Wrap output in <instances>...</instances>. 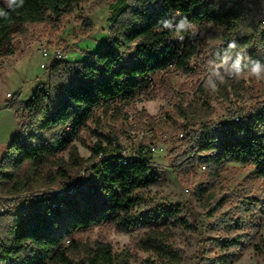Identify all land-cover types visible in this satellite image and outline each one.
Returning <instances> with one entry per match:
<instances>
[{"label":"trees","instance_id":"16d2710c","mask_svg":"<svg viewBox=\"0 0 264 264\" xmlns=\"http://www.w3.org/2000/svg\"><path fill=\"white\" fill-rule=\"evenodd\" d=\"M86 1L23 0L22 7L14 10L0 3V10L8 13L0 16V59L14 54L13 39L24 37L29 27L44 24L54 30L76 5ZM109 10L111 28L103 47L85 62H52L44 85L26 102L7 105L21 119L17 136L0 160V182L6 183V194L13 199L9 201L21 197L29 202L21 207L23 211L0 213V264H130L139 252L155 255L158 264L185 260L169 226L181 204L158 206L141 220L133 211L145 201L138 191L159 180L154 165L145 160L122 165L111 150L117 140L113 131L107 135L93 132L96 142L88 159L79 156L73 142L96 110L112 111L113 116L121 114L120 105H129L138 94L151 98L146 93L148 77L167 74L169 66L188 75L194 70L192 61L202 56L210 69V62L219 63L216 54L231 41L237 43V51L243 52L246 61H264V0H114ZM176 10L195 27H202V33H185L184 40L176 42L171 40L174 33L158 30L160 21L180 18L174 17ZM205 24L210 27L204 28ZM132 50L128 60L126 54ZM218 92L217 96L226 99L246 98L242 80L226 78ZM198 93L190 102L173 106L161 123L173 126L179 120L187 121L185 136L170 151L174 164L196 163L216 174L225 162L248 161L257 178L264 181V102L250 106L237 123L211 122L209 98H201L202 87ZM121 115L122 120L128 119L127 114ZM143 119L148 127L153 124L151 117L140 112L136 118L139 126H144ZM64 149L67 160L56 159ZM82 169H90L98 178L106 199L104 210L97 215L82 195L71 194L63 184L72 183ZM208 192L207 186L200 185L193 194L204 215L213 220L211 231L242 229L241 217L217 215L227 204L226 197ZM243 206L240 209L245 212ZM107 216L118 233L128 234L139 225L147 230L119 251L107 243L73 237L76 230L87 229ZM186 223V218L181 219V224ZM213 241L222 254L206 258L203 240H198L193 264H230L234 252L249 248L239 235Z\"/></svg>","mask_w":264,"mask_h":264},{"label":"rangeland","instance_id":"374dc122","mask_svg":"<svg viewBox=\"0 0 264 264\" xmlns=\"http://www.w3.org/2000/svg\"><path fill=\"white\" fill-rule=\"evenodd\" d=\"M113 1L87 0L76 5L71 15L54 30L40 24L29 27L24 37L13 39L14 54L0 59V160L17 136L21 119V115L14 113L7 105L13 101L26 102L38 87L44 85L47 81L48 68L56 56L60 55L61 61L85 62L90 54L103 47L109 36V7ZM0 3L7 2L0 0ZM209 27L210 24L204 25V28ZM194 31L199 35L202 33V27H195ZM171 40L178 41L174 36ZM42 50L48 53L46 61L42 60L40 54ZM132 55L133 50L126 54V58L130 60ZM41 64H44V69L40 68ZM192 68L193 72L188 75L179 72L155 74L152 77L153 87L148 88L146 92L151 93V98L148 99L144 93L138 94L129 105H120L123 110L121 114H127V120H122L121 114L114 113L113 117L112 111L105 114L102 109L96 110L73 145L81 158L88 159L89 149L96 142L93 132L98 131L107 135L113 131V135L117 133L118 137L121 131L127 129L129 123L137 124L136 118L140 112H144L146 116L155 120L156 125L152 129V134L147 132V135L142 136L143 126L137 124L133 136L136 140L142 136L143 143L153 142L162 147L163 151H156L157 153L154 152L152 156L159 180L155 185L138 191L145 201L134 208L135 214L141 220L147 211H153L158 206L177 203L182 205L180 211L169 220L176 246L185 252L182 264H193L198 240H203L204 256L213 259L222 254L213 240L237 235L241 236V241L249 244V248L244 252H234V260L230 264H264V181L257 178L251 164L248 161L225 162L216 174H212L206 169L202 170L196 163L186 166L175 165L174 155L170 154L179 141L175 140L176 126L179 122L182 123V120H179L173 126L169 123L161 125L164 121L162 115L171 110L166 108L170 103L172 106L186 104L199 94L198 89L202 87L201 98H209L211 108L208 119L211 122H222L229 112V101L234 99L217 96L205 88L210 69L207 68L202 56L192 61ZM241 80L244 83L246 98L238 100L240 106L248 109L255 103L264 102V81H257L254 78ZM183 122L187 124L186 120ZM161 134H165L168 140L165 141ZM55 158L66 161L67 149L57 153ZM20 175L21 172H17V176ZM63 184L71 194L82 195L94 214L97 215L104 210L105 196L100 190L98 178L90 169H82L72 183ZM200 185L207 186L208 193L216 191L226 197L227 204L217 215L225 213L227 217H241L242 229L227 233L217 227L218 231H211L210 224L213 220L204 215L205 211L193 194L194 189ZM9 200L13 199L6 194V183L0 182L1 214L17 213L29 202V199L24 201L21 197L16 201ZM242 204L245 212L240 209ZM183 218H186V224H181ZM110 221L111 216H107L103 221L98 219L97 223L89 228L76 230L73 237L83 242L107 243L114 251H119L123 246L130 244L138 234L147 230V227L139 225L130 233L122 234L115 231ZM153 222L155 221H151L150 225H154ZM58 231L59 228L55 230ZM146 261L158 264L155 255L141 252L137 253V260L130 264H144Z\"/></svg>","mask_w":264,"mask_h":264},{"label":"clouds","instance_id":"9594fccd","mask_svg":"<svg viewBox=\"0 0 264 264\" xmlns=\"http://www.w3.org/2000/svg\"><path fill=\"white\" fill-rule=\"evenodd\" d=\"M7 7L14 10L22 7L23 0H6ZM8 13L0 10V16H7ZM174 17H180L178 20L169 19L160 21V28L158 30L174 33V38L183 41L185 33L195 35V25L188 20L186 16L176 10ZM237 43L235 41L229 42L226 49L218 52L216 61L210 62V74L205 81V88L211 93L219 91V85L226 83L227 79L239 81L246 78H254L257 81H264V61L261 60H245L242 51H237Z\"/></svg>","mask_w":264,"mask_h":264},{"label":"built area","instance_id":"2783aa9c","mask_svg":"<svg viewBox=\"0 0 264 264\" xmlns=\"http://www.w3.org/2000/svg\"><path fill=\"white\" fill-rule=\"evenodd\" d=\"M110 28L111 25L109 24ZM42 60L46 61L48 59V53L45 50H42L40 52ZM60 60V55L56 56V58H54V61H59ZM41 69H44L45 66L44 64L40 65ZM176 72L173 70L172 66H169V73H173ZM162 74L163 72H159L156 74ZM178 74V73H176ZM155 75V74H154ZM149 76L147 81V87H153V76ZM230 106H229V112L226 113L225 115V119L222 121H232L234 123L239 122V120L241 119V117L246 113L247 109H245L244 107L240 106L239 101L236 99H232L229 101ZM172 104L170 103L166 108H172ZM165 108V107H164ZM165 108V109H166ZM162 118H165V114L162 115ZM154 122L153 124L148 127V121L144 120L143 121V131L141 132L142 136L144 134H146L147 132H149V134H152V129L154 128ZM217 122V121H215ZM136 123H129L127 125V129L121 131L120 136L117 137V140L114 141L111 145V150L113 152V154L120 160L122 165H127L130 161L132 160H142V161H149L151 162L153 165H155V163L153 162V154L154 152L157 153L156 151H163L162 147L155 145V143L153 142H149V143H143L142 141V136L139 137V139H135L134 138V131L136 130ZM187 124L185 122L182 123H178V125L176 126V138L175 140H181L184 136H185V126ZM196 125V123H192L191 124ZM138 133V132H137ZM147 135V134H146ZM161 137H163V139L165 141H167V137L165 134H161ZM124 141V142H122ZM127 141V142H126ZM102 155V153H100L98 155V157L100 158ZM202 170H205V166H201ZM187 191V190H186ZM20 210L23 211V208H21Z\"/></svg>","mask_w":264,"mask_h":264}]
</instances>
